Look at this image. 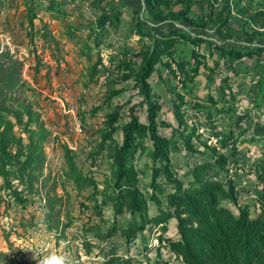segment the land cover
<instances>
[{"label": "trees", "instance_id": "obj_1", "mask_svg": "<svg viewBox=\"0 0 264 264\" xmlns=\"http://www.w3.org/2000/svg\"><path fill=\"white\" fill-rule=\"evenodd\" d=\"M139 1L142 2L143 13L154 23L146 28L145 19L142 20L139 15L140 10L132 9L130 21H133V28L139 35L137 48L117 45L110 39L105 46H111L114 50L108 55V64L104 65L99 46L109 25L116 29L120 26L124 4L92 0L99 14L90 27L88 41L82 44L80 50L86 59L82 74L87 76L89 83L96 80L101 71H105L106 87L103 90L110 110L105 113L104 124L108 133L118 131L120 134L117 140L112 139V178L103 193H100V204L110 207L112 219H105L101 205H94L100 219L88 227L94 230V239L87 242L84 254L91 253L96 240L99 242L98 256L102 258L100 264H134L137 260L128 253L129 245L137 238L145 239L146 232L150 236L159 232L153 237L157 241L155 248L151 243L143 247L144 252L154 248L159 264H168L166 260L160 259L161 248L168 249L183 264H264V125L255 128L256 133L250 134L252 139L261 142L260 156L251 160L250 167L246 169L245 159L237 156L240 153L237 143L248 142L247 139H240L241 132L248 129L247 125L241 127L246 112L234 108L238 93L231 84L239 73V70L235 71L237 61L249 58L257 62L258 69L254 72L257 78L249 90L255 109L262 112L264 119V41L256 39L254 43L226 46L208 35L211 29L227 34L224 28L232 19L231 15L235 14L240 22L239 32L259 38L264 34L258 29L261 28L260 23H264V0ZM11 4L16 7L17 14L19 6L13 2ZM65 6L66 0H31L26 14L20 18L17 30L13 27L10 30H14L15 38L27 47L29 54L27 58L24 57V61L33 69L44 67L34 53V41L41 38L57 44L58 37H75V27L63 20ZM38 10L53 12L60 22L58 36L46 23L35 26L33 19L37 17ZM194 10H197L195 14ZM213 52H217L216 57ZM209 59L212 61L209 62ZM21 64L17 62V65ZM54 64L59 74L69 71L58 61ZM201 68L207 73L209 87L203 98L192 93V85ZM229 70L234 72L233 77L229 76ZM18 71L14 91L24 85L21 70ZM154 73L172 97L174 114L179 112L182 104L193 109H205L206 119L214 114L224 115L230 109L232 112L227 119L219 120L213 127L208 126L212 130L209 137L216 139L221 149L229 148V153L218 152L213 148L211 158L196 159L197 164L185 173L190 176L186 180L173 172L169 154L180 149V145L191 153L198 150L189 134L184 136L171 123L159 118V111L164 105L151 84ZM219 75L222 78L216 83ZM80 79L77 77L74 82ZM212 87L217 88L215 93L211 91ZM120 97L125 98L119 100ZM115 98L118 101L111 106L110 101ZM22 111L28 115V120L34 117L38 120V116L28 108L24 107ZM121 119L125 120L117 127ZM9 124L10 121H7L6 125ZM164 127H171L173 133L177 131L180 142L174 139V135L166 136L161 131ZM9 129L12 132V127ZM43 131L42 128L36 134V139L30 136L29 144L26 145L27 138L14 135L15 138H8L4 136L6 129H0V178L11 189V196L16 202H23L25 197L22 190L11 182L28 179L29 173H34L38 166L39 156L33 157L29 151L30 155L21 158L9 146L15 140L18 147L36 149L46 138ZM137 139H146L149 144L151 175L148 188L144 191L138 185V170L129 164L131 149ZM104 141L102 137L99 145L102 146ZM238 166L243 167L242 171ZM245 174L254 177L253 185H244L238 180L237 177ZM248 198L256 205V211L252 210L253 204L246 201ZM151 204L155 207V213H150ZM170 220H174L173 235L167 234ZM119 246L124 248L125 253L117 251ZM4 254L0 251V256Z\"/></svg>", "mask_w": 264, "mask_h": 264}, {"label": "rangeland", "instance_id": "obj_2", "mask_svg": "<svg viewBox=\"0 0 264 264\" xmlns=\"http://www.w3.org/2000/svg\"><path fill=\"white\" fill-rule=\"evenodd\" d=\"M29 1L31 2V0H0V123L3 125L0 129H6L7 133H3L5 137L21 136L27 138L25 139L27 143L30 136L36 139V134L40 133L43 128L46 138L36 149L26 146L24 149L18 147L15 140L9 146L21 158L30 155L29 151L32 152L33 157L39 156V162L34 173H29V178L24 182L18 180L11 182L14 187L22 190L25 200L21 203L14 200L11 196V189H8L0 178V251L5 253L0 256V264H42L47 257H64L65 264H100L102 258L98 256L97 248L99 242L94 240V247L90 254H84V248L90 239H94V230L89 229V225L96 224L100 219L94 205H101L100 193H103L112 178V139L117 140L120 137L118 131L113 134L108 133L104 124L105 113L110 110V105L108 107V102H105L103 90L106 87V74L105 71H101L96 80L90 83L84 75L79 82H69L58 77L56 65L48 62V58H51L53 63L55 61L60 63L61 59L70 55L66 50L68 43L62 42V39L58 40L57 44L41 38L34 41L36 46L34 53L44 67L36 70L33 66H28V62L24 61V57L27 58L29 54L27 47L20 39L15 38L14 30H10L12 27L15 30L19 27L18 23L23 14H26ZM12 2L19 6H17L19 8L17 14ZM73 2L74 0H66L68 4L65 7H69V4L75 7L81 4L80 0L77 3ZM125 2L138 8L140 6L139 0H125ZM196 11L194 10L193 13L195 14ZM38 13L46 21L49 20L47 16L49 11L38 10ZM142 15L146 17V23L152 21L147 14ZM231 16L232 19L224 28L225 33L229 35L212 29L208 35L226 46L254 43L256 39L264 41V34L258 38L240 33V22L235 14ZM33 21L37 27L41 23L49 25L43 18H40V21L34 18ZM260 25L261 28L258 29L264 33V23ZM48 27L51 29L54 25L51 24ZM55 35L58 36L57 33ZM109 53L104 48L100 49V56L107 64ZM216 55L217 52H213V56L216 57ZM211 61L209 59V62ZM17 62H22V64L19 66ZM235 66V71L239 70V73L231 84L238 95L233 105L237 111L246 112L245 121L241 123V127L248 126L246 132H241L240 138L247 139L248 142L237 143L238 150H240L237 156L245 159L244 167L248 169L250 161L260 156L261 144L256 138L252 139L250 134H254L252 132H255V128L264 125L262 112L255 109L249 90L251 83H254V79L257 78L254 72L258 67L257 62L249 58L237 61ZM18 69L21 70L20 76L24 85L14 91L13 86L19 73ZM83 70L85 71V67ZM247 71L249 73L246 74ZM228 72L230 77L234 76L233 71ZM206 75V71L201 68L192 85L194 90L192 93L202 98L209 89ZM221 78L222 75L217 76L216 83ZM151 84L153 90L159 95L160 102L164 105L159 111V118L171 123L184 136L189 134L190 137H188L198 150V152L191 153L180 145V149L173 150L169 154L171 168L179 178L189 179L190 176L185 173L197 164L196 159L211 158L214 149L218 152L229 153V148L221 149L218 141L209 137L212 131L209 127L231 116V109L224 115L214 114L206 119L205 109H193L184 107L182 104L179 112L174 114L171 105L172 97L166 92L167 90L155 73L151 77ZM216 89L212 87L211 91L215 93ZM217 93L219 94L218 91ZM124 98L120 97L119 100ZM202 98L200 101L203 102ZM117 101V98L112 99L111 106ZM24 107L37 115L38 120L35 117L28 120V115L22 111ZM16 113L21 115H16ZM124 120H119L117 127ZM7 121H10L9 125H6ZM10 127H12V132ZM27 131H29V136ZM161 131L168 137L174 135V139L180 142L178 132L173 133L171 127H164ZM102 137L105 141L100 146ZM148 145L146 139L135 140L129 161V164L139 172L138 185L143 191L148 188L151 175ZM231 167L234 169V165L231 164ZM238 167L242 171L243 167ZM246 175L248 174L244 176ZM244 176L237 177L244 185L255 183L252 175ZM246 201L253 204L252 210H257L253 201L249 198ZM100 208L102 216L111 220L110 207L104 204ZM150 213H155V207L152 204ZM120 219L123 220V218ZM168 226L167 234L173 235L175 233L174 220H170ZM158 233L150 236L146 232L145 239L137 238L129 245L128 253L137 260L134 264L160 263L154 250L157 241L153 238ZM150 243L154 248L144 252V245ZM117 251L124 252V248L119 246ZM160 253V259L166 260L168 264H183L166 248H161Z\"/></svg>", "mask_w": 264, "mask_h": 264}, {"label": "crops", "instance_id": "obj_3", "mask_svg": "<svg viewBox=\"0 0 264 264\" xmlns=\"http://www.w3.org/2000/svg\"><path fill=\"white\" fill-rule=\"evenodd\" d=\"M108 1H114L113 4H124V7L122 9L124 10V13L122 15V22L118 29L115 27L109 25L107 32L104 35V39L102 44L99 46V49L104 48V50L108 52H112L114 50L111 46H105L109 42L110 39H112L117 45L121 46H127L128 48H137L139 45V35L135 32L133 28V21L132 19L133 13L132 9L140 10L139 15L141 16V19H145L143 14V8H142V2L140 1L139 8L126 3L125 0H108ZM78 2V1H77ZM76 2V3H77ZM81 4L78 6H74L73 4H69V7H67L65 16L63 17V20H65L67 23L75 27V37L74 38H59L58 40L62 39V42L68 43L66 50L67 53H70L69 56L65 57V59H61L60 65L63 67L69 69L60 72L58 77H60L63 80H68L69 82H74V80L79 77V79L82 77V67L86 66V59L80 54V50L82 48V44L89 39L90 34V27L92 26V23L96 20L98 17V9L97 7L92 3V0H80ZM68 4V3H66ZM72 5V6H71ZM142 9V10H141ZM41 16L40 13L37 14L36 20L40 21V18H43L45 22H48L49 26L52 24L54 27L53 33L59 34V27L60 22L59 20H56L54 17V14L52 11H49L48 13V21L44 19V17ZM35 21V20H34ZM144 25L149 28V25L153 24L154 22H148L146 23L145 20ZM147 24V25H146ZM40 26V25H38ZM57 27V29H56ZM144 41L147 42L146 38H144ZM51 58H48V62H50L52 65L54 63L51 61ZM102 62L104 65H107L106 61L103 59ZM80 70V71H79ZM63 71V70H62Z\"/></svg>", "mask_w": 264, "mask_h": 264}, {"label": "clouds", "instance_id": "obj_4", "mask_svg": "<svg viewBox=\"0 0 264 264\" xmlns=\"http://www.w3.org/2000/svg\"><path fill=\"white\" fill-rule=\"evenodd\" d=\"M42 264H65L64 257H47L43 260Z\"/></svg>", "mask_w": 264, "mask_h": 264}, {"label": "built area", "instance_id": "obj_5", "mask_svg": "<svg viewBox=\"0 0 264 264\" xmlns=\"http://www.w3.org/2000/svg\"><path fill=\"white\" fill-rule=\"evenodd\" d=\"M78 0H74V2L73 3H76Z\"/></svg>", "mask_w": 264, "mask_h": 264}]
</instances>
